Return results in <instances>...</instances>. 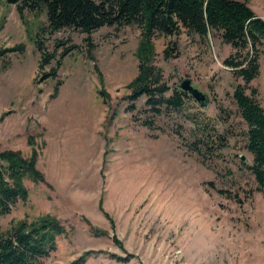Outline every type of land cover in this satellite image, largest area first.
<instances>
[{
  "label": "rangeland",
  "instance_id": "obj_1",
  "mask_svg": "<svg viewBox=\"0 0 264 264\" xmlns=\"http://www.w3.org/2000/svg\"><path fill=\"white\" fill-rule=\"evenodd\" d=\"M247 4L264 20V0ZM46 24L44 9L20 13L0 0V151L29 159L35 150L44 178L24 176L27 198L0 217V229L58 219L65 232L43 264L86 251L85 264H264V191L248 169L247 126L233 98L244 83L223 64L231 46L215 32L151 38L147 65L165 97L183 78L209 96L206 108L188 95L157 112L146 95L127 97L138 25L87 35ZM260 49L245 91L254 88L264 107V39Z\"/></svg>",
  "mask_w": 264,
  "mask_h": 264
},
{
  "label": "trees",
  "instance_id": "obj_2",
  "mask_svg": "<svg viewBox=\"0 0 264 264\" xmlns=\"http://www.w3.org/2000/svg\"><path fill=\"white\" fill-rule=\"evenodd\" d=\"M16 5L20 13L28 9H44L46 27L50 31L63 28L77 29L87 35L106 25H138L142 39L137 47V75L128 87L127 96L135 100L146 95V104L159 112V106L178 108L188 94L174 88L172 95L165 97L168 87L156 85L158 78L147 64L154 55L151 38L156 35L170 36L182 30L204 38L215 32L229 44L232 52L223 60L234 76L244 84H236L233 98L242 119L247 126L245 146L252 155L248 169L254 175L257 188L264 191V107L245 87L259 73L258 56L264 39V20L248 6L247 0H6ZM42 51V43L37 41ZM11 50H15L12 48ZM68 47L61 56L66 55ZM49 54H42L40 66L50 60ZM55 75V71L44 76ZM133 106V105H132ZM1 120V118H0ZM29 159L19 151H0V217L7 214L17 200L27 198L22 184L26 175L43 181V175L36 169V152L32 150ZM65 232L62 224L52 216H42L34 221H19L6 231L0 229V264H43V259L56 248L57 236ZM92 251H86L67 264H85Z\"/></svg>",
  "mask_w": 264,
  "mask_h": 264
},
{
  "label": "water",
  "instance_id": "obj_3",
  "mask_svg": "<svg viewBox=\"0 0 264 264\" xmlns=\"http://www.w3.org/2000/svg\"><path fill=\"white\" fill-rule=\"evenodd\" d=\"M176 87L192 97L202 108H206L209 104V96L206 92L195 87L190 78H183Z\"/></svg>",
  "mask_w": 264,
  "mask_h": 264
}]
</instances>
